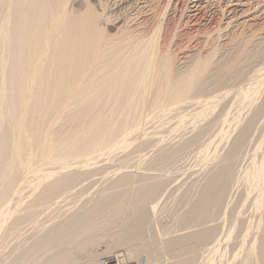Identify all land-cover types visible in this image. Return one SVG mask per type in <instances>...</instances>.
<instances>
[{"label":"bare ground","instance_id":"6f19581e","mask_svg":"<svg viewBox=\"0 0 264 264\" xmlns=\"http://www.w3.org/2000/svg\"><path fill=\"white\" fill-rule=\"evenodd\" d=\"M99 2L0 0V264H126L123 258L142 255L150 264H264V156L259 163L254 159L258 164L241 181L235 177L239 158L255 152L258 138H264V75L256 79L258 88L250 89V82L238 90L248 101L243 115L235 114L239 103L232 99L216 107V114L213 101L209 105V91L231 88L248 68L260 71L264 35L253 33L250 45L241 44L239 31L237 42L249 46L241 50L230 40L222 54L224 47L218 52L212 45L206 57L194 52L199 59H184L182 69L169 58L171 44L157 49L155 25L148 36L139 27L125 34L119 27L123 36H105ZM230 3L227 25L239 28L249 4ZM206 97L214 115L207 111L203 126L188 125L180 134L174 128L178 135L172 140L150 135L149 120L190 104L204 109ZM141 126L150 136L134 143ZM249 204L260 218L246 212L255 221L246 224L242 215ZM115 250L126 257L112 255Z\"/></svg>","mask_w":264,"mask_h":264},{"label":"rangeland","instance_id":"374dc122","mask_svg":"<svg viewBox=\"0 0 264 264\" xmlns=\"http://www.w3.org/2000/svg\"><path fill=\"white\" fill-rule=\"evenodd\" d=\"M116 1H118V2H116ZM101 0V2H99V4L101 3V5L103 6H101L100 5V10H99V6H97V10L96 11H98V14H104V16H102V15H100L101 16V18H102V21L104 22V24H103V22L101 21V20H99L101 23H100V27L102 28V26H104L103 27V30H102V32H104V34L105 33H108L109 32V35L108 34H106L105 36H110L111 34H113V35H111V36H115L116 35V37L115 38H117V36H123L124 34H125V32L126 31H129L130 29L131 30H134V29H137L138 27V29L140 30L139 32H142L143 33V35L144 36H148L149 35V33L151 32H153V30L154 29H158V40L160 41V42H158L157 43V49L158 50H162L163 48H162V44H164L165 42H167L166 44H171L169 47H166V49H167V51L169 52L168 53V55H172L171 57L169 56V58H174L171 62H173V61H178V64H181V65H183V67H182V69L184 68H186V67H184V65H185V62L186 61H188L187 59H189L190 57H192L193 56V58L196 60V59H199L201 56L203 57H206V55L209 53V51L211 52V50L213 49V48H211V47H214L215 45H218L217 47L215 46L214 47V49H222L223 47V49L221 50L222 51V54L223 53H225V50H226V46H228V45H230V40L231 41H233V42H231V43H233L234 44V46L236 45V46H238L237 44H239L238 42V40H240L241 39V37H242V39L240 40V43H241V41L242 42H244V44L247 42V40H248V42H249V40L250 41H252V39H251V35H253L252 36V38H254V37H256V36H258V35H260V37H261V35L263 34L264 35V0H240L244 5L246 4H249V5H247V7H245V9H246V12H248L247 13V16L245 17V15H244V19L242 18V20L240 21V25H238V27L239 28H237V25L235 24V23H229V24H231V25H233L232 27H231V25H227V22H230V17H232L233 16V13H231L230 11H231V7H230V5H231V1L230 0H218V1H220L219 3H217L218 1L217 0H215V1H217V2H215L217 5H213V3H214V1L213 0H205V3H204V0H197L196 2H194L193 0ZM126 1V2H125ZM135 1H137L136 3H135ZM193 1V2H192ZM132 2V3H131ZM144 2V3H143ZM188 2V3H187ZM211 2H212V5H210L211 4ZM102 3H105V4H102ZM108 3V4H107ZM134 3V4H133ZM199 3V4H198ZM214 3V4H215ZM98 4V3H97ZM98 4V5H99ZM128 4H129V6H128ZM131 4V5H130ZM193 4H195L194 6H193ZM257 4V5H256ZM135 5H138V6H135ZM142 5V6H141ZM198 5V6H197ZM206 7H204V6ZM220 5V6H219ZM187 6V7H186ZM196 6V7H195ZM208 6H210V7H208ZM212 6H213V8H216V9H210V8H212ZM132 7V8H131ZM135 7V8H134ZM142 7V8H141ZM193 7H195L194 8V10H193ZM224 7V8H223ZM226 7V8H225ZM230 7V8H229ZM103 8V9H102ZM107 10H106V9ZM126 8V9H125ZM128 8V9H127ZM130 8V9H129ZM202 8V9H201ZM209 8V9H208ZM221 8V9H220ZM257 8H258V10H257ZM141 11H140V10ZM186 9V10H185ZM206 9V10H205ZM104 11L103 13L101 12V11ZM220 10V11H219ZM229 10V11H228ZM133 11V12H132ZM136 11V12H135ZM184 11V12H183ZM196 11V12H195ZM221 11H223V12H221ZM106 12V13H105ZM142 12V13H141ZM226 12V13H225ZM231 14H229V13ZM112 13V14H111ZM137 13V14H136ZM141 13V14H140ZM204 13V14H203ZM131 14V15H130ZM196 14V15H195ZM208 14V15H207ZM220 14H224V15H220ZM226 14V15H225ZM229 14V15H228ZM248 14H249V16H248ZM260 14V15H259ZM262 14V15H261ZM109 15H111V16H109ZM118 15V16H117ZM138 15V16H137ZM142 15V16H141ZM228 15V16H227ZM133 16H137L136 18H137V20H136V18L135 17H133ZM223 16H224V18H223ZM230 16V17H229ZM106 17V18H105ZM109 17H110V20H109ZM131 17V18H130ZM133 17V18H132ZM156 18L157 19V21L158 22H156V20H154L153 21V18ZM228 17V18H227ZM258 17V18H257ZM262 17V18H261ZM112 18V19H111ZM113 18H115V19H113ZM127 18V19H126ZM135 18V19H134ZM222 18V19H221ZM250 18V19H249ZM256 18V19H255ZM104 19V20H103ZM108 20V22H107V20ZM119 19V20H118ZM129 19V20H128ZM188 19V20H187ZM260 19V20H259ZM106 20V21H105ZM111 20L113 21V22H111ZM115 20V21H114ZM124 20H126V21H124ZM133 20L135 21V22H133ZM200 20V21H199ZM201 20H202V22H201ZM229 20V21H228ZM248 20V21H247ZM120 23H119V22ZM123 21V22H122ZM188 21V22H187ZM242 21H243V23H242ZM105 22H106V26H105ZM118 22V23H117ZM125 22V23H124ZM127 22V23H126ZM131 22V23H130ZM137 22V23H136ZM194 22V23H193ZM224 22L226 23L225 25H224ZM256 22H258V23H256ZM122 23V24H121ZM136 23V24H135ZM184 23V24H183ZM196 23V24H195ZM247 24V25H245V24ZM127 24V25H126ZM157 24L159 25V27L160 28H158L157 27ZM191 24H192V26H191ZM102 25V26H101ZM125 25V26H124ZM128 25H129V27H128ZM154 25H155V27H154ZM189 25V26H188ZM220 25V26H219ZM226 25H227V27H226ZM243 25H245V27L243 26ZM219 27V28H216V27ZM223 26V27H222ZM242 26V27H241ZM263 26V27H262ZM122 28V29H124V31L123 30H121L120 28ZM137 27V28H136ZM153 27H154V29H153ZM226 27V28H225ZM229 27H231V28H229ZM234 27H236V29H238V30H236ZM253 29H252V28ZM105 28V29H104ZM129 28V29H128ZM133 28V29H132ZM189 28V29H188ZM226 30H225V29ZM235 30H234V29ZM246 28V29H245ZM248 28V29H247ZM257 28V29H256ZM125 29H128V30H126L125 31ZM138 29H137V31H138ZM146 30L145 32L147 33H145V32H143L142 30ZM203 29V30H202ZM232 29V30H231ZM250 29V30H249ZM117 30H119V31H117ZM150 30H152V31H150ZM196 30V31H195ZM205 30V31H204ZM207 30L208 31H210V32H207ZM218 30H222L223 32L222 33H219L218 32ZM242 30H243V34L241 35V33H242ZM260 30V31H259ZM263 30V31H262ZM121 31V32H120ZM122 31H123V33H122ZM161 31V32H160ZM201 33H200V32ZM235 31H236V33H235ZM241 33H240V32ZM247 31V32H246ZM250 31V32H249ZM255 31V32H254ZM121 34H123V35H121ZM199 32V33H198ZM203 32H205V33H208V34H211L212 33V37H210L208 40H207V37H209L210 35H208V34H206V37H205V34H203ZM215 32H216V34H215ZM232 32H233V34H232ZM120 35H119V34ZM146 35H145V34ZM150 33V34H151ZM160 33V34H159ZM198 33V34H197ZM215 35H214V34ZM220 35H218V34ZM244 33H245V35H244ZM256 35V36H254V34ZM259 33V34H258ZM262 33V34H261ZM173 34V37L171 36ZM196 34V35H195ZM247 34V35H246ZM258 34V35H257ZM200 36L201 38H199V37H196V36ZM201 35H203V36H201ZM208 35V36H207ZM234 35V36H233ZM238 35H239V37H240V35H241V37H240V39H238L239 37H238ZM243 35H244V37H245V39H244V37H243ZM262 35V36H263ZM195 36V37H194ZM235 36H236V38H235ZM248 36V37H247ZM118 37V38H119ZM160 37V38H159ZM163 37V38H162ZM204 37H205V39H204ZM214 37H215V39H214ZM217 37L219 38V40L217 39ZM223 37H225V38H223ZM250 37V38H249ZM166 38H167V40H166ZM170 38V39H169ZM171 38L173 39V41L171 40ZM188 38H190V41L188 42L187 40H189ZM195 38V39H194ZM213 38V39H212ZM248 38V39H247ZM163 39V40H162ZM165 39V40H164ZM204 39V40H203ZM234 39H235V41H234ZM236 39H238V40H236ZM162 40V41H161ZM168 40L169 41H171L170 43H168ZM199 40V41H198ZM201 40H203V43L201 42ZM215 40H216V42L217 43H214L213 44V42H215ZM222 40H224V41H222ZM244 40V41H243ZM185 41H187V42H185ZM192 41V42H191ZM204 41H208V42H210V43H208L209 45H211V46H209L206 42V44L204 43ZM218 41H220V42H218ZM228 41V42H227ZM238 41V42H237ZM195 42V43H194ZM212 42V43H211ZM253 42V41H252ZM160 43V44H159ZM177 43H178V46H177ZM183 43V45H182V47H181V44ZM197 43V44H196ZM228 44V45H226V44ZM250 43V42H249ZM249 43H246V44H249ZM159 44V45H158ZM206 46H205V45ZM226 46H225V45ZM241 44H243V43H241ZM241 44H239V46H240V48L239 49H243V48H246L247 46H249V45H247V46H245V45H241ZM204 45V46H203ZM212 45H214V46H212ZM223 45V46H222ZM180 46V47H179ZM185 46V47H184ZM188 46V47H187ZM199 48H198V47ZM203 46V47H202ZM231 46V45H230ZM245 46V47H244ZM172 47V48H171ZM179 47V48H178ZM195 47H197V48H195ZM204 47H205V49H204ZM208 47H209V49H211V50H209L208 49ZM229 47V46H228ZM227 47V48H228ZM243 47V48H242ZM162 48V49H161ZM168 48H171V49H168ZM178 48V49H177ZM184 48V49H183ZM208 50H207V49ZM176 49V50H175ZM196 49V51H194ZM201 49L203 50L202 52H201ZM225 49V50H224ZM237 49H238V47H237ZM177 50H179L178 52H177ZM199 50V51H198ZM215 50V51H216ZM220 50H217L218 52L220 51ZM171 51V52H170ZM181 51H183V52H181ZM185 51H186V53H185ZM208 51V52H207ZM216 51V52H217ZM224 51V52H223ZM197 53V54H195V53ZM215 52V53H216ZM172 53V54H171ZM179 54V55H178ZM181 54V55H180ZM186 54H187V56H186ZM210 54V53H209ZM222 54H221V52H220V54L218 53V55L216 54V56H217V59L220 57V56H222ZM195 55V56H194ZM182 56V57H181ZM186 56V57H185ZM188 56H190V57H188ZM198 56V57H197ZM215 56V57H216ZM175 57H176V59H175ZM180 57V58H179ZM197 57V58H196ZM201 57V58H202ZM181 59V60H180ZM184 59H185V62H183L184 61ZM191 59L192 58H190V61L189 62H191ZM171 60V59H170ZM215 60H216V58H215ZM180 61H182L181 63H179ZM213 61H214V59H213ZM188 62V63H189ZM263 63H261V67H260V64L258 65V67L256 66V68H255V66H252L251 67V69H253V68H255L256 70H258V68L260 67V71L259 72H255V74H254V72H252L251 73V71H254V70H250V68H248L249 70L247 71V73L249 74V73H251L252 75H249L248 76V74H247V76H245V80L247 81L248 80V83L242 78H239V81H238V79L237 80H235L234 82H233V84L232 85H230L231 86V88L229 89L228 87H226L225 89H223L222 91H223V93H222V91L220 90V91H218V92H221V93H219L218 94V92L216 93V92H212V91H209V92H211L213 95H211L212 96V98H213V100L211 99V97H206V98H204V102L203 103H207V101H206V99H211V101H209V105L212 103V101H213V103L210 105V106H214V104H215V106L213 107H211L212 109H211V111H213V109H214V114H216L217 112H218V110L220 109V107H221V105H224V103H226L225 101L227 100V102L229 103V101L228 100H230V99H232V101H230V103L231 104H238L239 103V107H238V105H237V110L234 112L237 116H239V115H243L245 112H246V107L248 106V101H246L245 99H243L242 98V96H240V92L239 91H241L242 89H244V86L246 85V84H248V86H249V83H250V89H253L254 88V86L253 85H255V87H256V83L259 81V80H256V79H260V78H262V77H260V76H263L264 75V70H263V68H264V65H262ZM263 66V67H262ZM263 71H262V70ZM255 70V71H256ZM263 73H262V72ZM256 73H262L261 75L259 74V75H257ZM257 76V77H256ZM256 77V78H255ZM260 77V78H259ZM247 78V79H246ZM252 78V79H251ZM263 79V78H262ZM244 80V81H243ZM237 81V84L235 83ZM255 81V82H254ZM243 82V83H242ZM253 83V84H252ZM261 83H262V88L261 89H263V85H264V79L261 81ZM235 84V85H234ZM245 84V85H244ZM251 84H252V86H251ZM234 85V86H233ZM241 85V86H240ZM240 87L242 88V89H240ZM249 87H247L248 89H249ZM253 87V88H252ZM239 88V89H238ZM256 88H258V87H256ZM245 89H246V87H245ZM239 90V91H238ZM232 91V92H231ZM237 91V92H236ZM228 92V93H227ZM231 92V94H229ZM236 92V93H235ZM215 93V94H214ZM227 93V94H226ZM217 94V95H216ZM220 94H222V95H220ZM225 94V95H224ZM229 94V95H228ZM236 94H237V96H236ZM235 96V97H234ZM215 97L217 98V99H219V100H216L215 99ZM221 97V98H220ZM222 97H224V98H222ZM231 97V98H230ZM234 97V98H233ZM236 97H237V99H236ZM240 97H241V99H240ZM203 99V98H202ZM214 99L216 100L215 101V103H214ZM235 99V101H233ZM222 100V101H221ZM242 100H244V101H242ZM206 101V102H205ZM241 101H242V103H241ZM236 102V103H235ZM243 102H244V104H243ZM240 103H241V106H240ZM221 104V105H220ZM247 104V105H246ZM207 106L205 107L206 108V110H205V108L203 109V107L201 106V108H200V106L199 105H187L185 108H182L183 110H178L177 111V109H176V112H180V113H182V115H183V117L181 116V114L179 113V115H178V113H177V115L179 116L178 118H176V116H172V115H175V111H174V113H171L170 115H171V117H170V115L169 116H167V118H171V121H170V118H169V122H168V120H167V118H165V117H159L160 119H162V123H164L163 125H162V123L159 121V118H156V119H158V120H154V119H152V121H155V122H152L151 120H149L150 121V124L151 123H155L154 124V126L155 127H153V124H151V126L152 127H150V124H148L149 126L147 127V128H149L148 130L149 131H151V133H150V135L152 134V136H155V134H156V136L158 135V137L156 138L155 137V139H158L159 138V135L160 136H162V138H164L163 139V141H166V140H172V138H174L176 135H178V133L177 132H179V134H180V132L182 133V131H184V128L185 127H187L188 125V127L189 128H193V126H194V128H198V127H201L200 125L203 123H205V121L207 120V119H209L210 118V116L211 115H214L213 114V112H209V105H208V103L206 104ZM193 106V107H192ZM243 106V107H242ZM188 107H190L191 109H190V111L189 112H187V110H189V108ZM195 107V108H194ZM218 108V110H215V108ZM216 108V109H217ZM239 108H242V109H240L239 110ZM178 109H180V108H178ZM192 109H195V110H192ZM198 109H202V114L203 115H198V112L200 113V111H198ZM185 113V115H184V113ZM194 111V112H193ZM206 111V112H205ZM207 111H208V113H207ZM189 113H190V115H189ZM197 113V114H196ZM206 113V114H205ZM238 113H240V114H238ZM207 114L208 115H210L209 117L207 116ZM235 114H233V115H235ZM236 115H235V117H236ZM185 116V117H184ZM200 116H202V117H200ZM208 117V118H206V117ZM172 117H173V119H172ZM187 117V118H186ZM194 117V118H193ZM205 117V118H204ZM212 117V116H211ZM175 118V119H174ZM182 119L183 121H181L180 119ZM192 118V119H191ZM198 118V119H197ZM201 118V119H200ZM264 118V117H263ZM179 119V120H178ZM186 119H187V121H186ZM206 119V120H205ZM164 120V121H163ZM191 120V121H190ZM195 120H197V121H195ZM200 120V121H199ZM203 120H205L204 122H203ZM148 121V122H149ZM159 121V122H158ZM174 123H173V122ZM185 121V122H184ZM193 121H194V123H193ZM200 122V124H199V122ZM262 121H264V120H262ZM177 122V123H176ZM178 122H179V124H181V122H182V124L184 125H180L179 127H178ZM189 122V123H188ZM161 123V125L162 126H158L159 124ZM185 123V124H184ZM158 124V125H157ZM169 126H168V125ZM174 124V125H173ZM176 124V125H175ZM192 124V125H191ZM203 124H202V126H203ZM164 125H165V127H164ZM146 124H145V126L143 125V129L144 128H146ZM168 126V127H167ZM176 126L178 127L177 129H176ZM181 126H183V128L181 129ZM192 126V127H191ZM163 127V128H162ZM185 128V129H189V128ZM147 128H146V130L144 129V132L146 131H148L147 130ZM152 128H154V129H152ZM161 128L162 130H160V131H162L161 133L160 132H158L159 131V129ZM170 128H172V129H170ZM174 128H175V131H177V132H175L174 131ZM179 128H180V130H179ZM196 128V129H197ZM139 129H141V130H139ZM138 130H139V133L136 135V136H138L137 138H139L138 140H135L134 141V143L135 142H137V141H140L141 139H142V136L141 135H143V134H145V133H141V131L143 132V129H142V126H141V128H139ZM172 130V131H171ZM187 130H185V131H187ZM148 131V132H149ZM153 131V132H152ZM157 131V132H156ZM156 132V133H155ZM157 133H159V134H157ZM171 133H173V135L171 134ZM165 134V135H164ZM147 135L148 136H150L149 135V133H147ZM146 134L145 135H143V138H144V136H147ZM164 135V136H163ZM172 135V136H171ZM140 136V137H139ZM169 136V137H168ZM264 136V135H263ZM167 137V139H165ZM136 138V139H137ZM161 138V137H160ZM159 138V139H160ZM259 139V142H258V140L256 141V142H258L257 144H258V146L257 145H255L256 147H257V150L254 152L253 151V153H252V151L249 149L248 151H249V154H248V152L246 153V155H245V157L247 158H245V157H243L242 156V159L241 158H239V160L237 161V165H236V171L237 172H235V174H236V178L239 180V181H241L242 179H243V174L245 173V171H247L246 173H248L252 168H253V166H251L250 167V165L252 164V165H257L258 163H259V158L261 159L262 157L261 156H264V138L262 137V138H258ZM263 139V140H262ZM162 140V139H161ZM160 140V141H161ZM255 140V139H254ZM261 140V141H260ZM131 141V140H130ZM127 142H129V141H127ZM132 142V141H131ZM130 143V142H129ZM128 143V144H129ZM134 143H133V145H134ZM132 145V146H133ZM132 146H130V147H132ZM262 146V147H261ZM259 148H260V150H259ZM262 148V149H261ZM130 149V148H129ZM252 149H253V147H252ZM148 151V152H146L145 153V151ZM145 151H143V155L145 156L147 153L149 154V151H151V150H149V148L148 149H146ZM259 151V152H258ZM250 153H251V155L252 154H254V155H252V156H250ZM147 154V155H148ZM248 154V155H247ZM116 155V154H115ZM115 155H113V153H111V156L113 157V156H115ZM250 157V158H249ZM251 157L253 158V159H251ZM256 157V158H255ZM243 158H245V159H243ZM249 158V159H248ZM252 160V161H254V159L256 160V162L258 161V163H256L255 161H254V163H252V161H249L250 163H248V160ZM140 160V159H139ZM138 159L136 160V162H138L139 161ZM102 163L103 162H101V163H99V166H100V164L102 165ZM248 163V164H247ZM247 164V165H246ZM96 165H98V163L96 164ZM247 166H249V170H247L248 169V167ZM246 167V168H245ZM244 172V173H243ZM180 179V178H179ZM174 181H177L176 183L177 184H174L175 182H173V184L174 185H179V180L177 179V180H174ZM173 184H172V186H173ZM258 191H259V189H258ZM256 193H259V192H257V191H255ZM235 194H236V191H235V188L230 192V194H229V196L230 197H234L235 196ZM255 194V193H254ZM252 195V198H255V199H258V196H259V194L257 195V194H255V195ZM98 195V194H97ZM100 195V194H99ZM254 199V200H255ZM248 206H250L251 207V209H255V211H256V206H254V205H247V207H245V208H247V209H245L244 208V210H246L245 212H244V210L242 211V213H243V215H242V217L244 218V220H245V223L247 224H251V222H255V221H257L259 218H260V214H258V212H254V210L253 211H249V209H250V207H248ZM253 207V208H252ZM249 208V209H248ZM246 212H250V213H247V214H249V216H250V214H251V218L252 219H254L255 221H253L248 215H246ZM226 213H228V212H226ZM226 213H224V215H225V217L224 218H227L228 216V214L226 215ZM253 213H257L258 215H254ZM247 217H246V216ZM256 217V218H258V216H259V218L258 219H256V218H253V217ZM249 217V218H248ZM164 218H165V220H164V222L166 221H168L167 223L168 224H170L169 222H170V219L168 218L167 219V217H166V215H164ZM221 218H223V215H222V217ZM220 218V219H221ZM223 218V219H224ZM223 219H221V220H223ZM224 220H226V219H224ZM250 220V221H249ZM252 220V221H251ZM250 223H249V222ZM179 232H183V230L182 231H179ZM149 235H150V232H147ZM147 234V236H148V239H147V236H146V242H148L147 244H152V242H153V240L151 241V239H149V238H152L153 239V235L151 234V236L149 237V235ZM159 234L160 235H162L160 232H159ZM162 238H163V240H165L166 238H168V236H165V238H164V236L162 235L161 236ZM95 247V248H94ZM93 247V249H95V250H98V249H100V248H97V246H94ZM99 247V246H98ZM199 248H201V246H199ZM115 253V254H114ZM116 253L118 254L119 253V255L120 256H122V254H123V252L121 253V251L119 252V251H117V250H115L114 252L112 251L111 252V254L112 255H116ZM107 256H110V253H109V255H107ZM106 256V257H107ZM143 256V255H142ZM138 257L137 259H128L126 256H125V254H123V256L122 257H126V258H123V260L125 261L124 263H126V264H128L129 262V264H150V262L149 261H147V259H145L146 257L145 256H143V257ZM105 258V257H104ZM104 258L103 257H101V259H100V263L102 262V261H104ZM127 260V261H126ZM137 260V261H136ZM149 262V263H148Z\"/></svg>","mask_w":264,"mask_h":264}]
</instances>
